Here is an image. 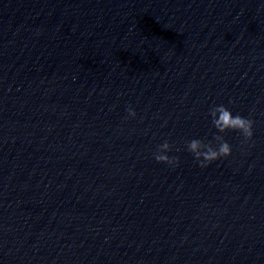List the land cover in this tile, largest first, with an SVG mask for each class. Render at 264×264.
<instances>
[{"label": "clouds", "instance_id": "9594fccd", "mask_svg": "<svg viewBox=\"0 0 264 264\" xmlns=\"http://www.w3.org/2000/svg\"><path fill=\"white\" fill-rule=\"evenodd\" d=\"M126 111L129 117H136V112L131 106ZM209 115L211 116L212 125L217 129L218 133L236 131L242 135L245 143L252 140L254 134V121L252 119L240 115L234 116L224 105L211 108ZM213 140L216 142L215 146L212 141L205 142L201 139H192L186 142L188 152L193 155L195 161L201 168H207L214 161L227 158L232 154L231 145L225 141L222 135H214ZM173 147L168 141H164L158 145L157 151L153 154V158L156 162L166 164L170 167L178 166L179 158L168 155L173 150Z\"/></svg>", "mask_w": 264, "mask_h": 264}]
</instances>
